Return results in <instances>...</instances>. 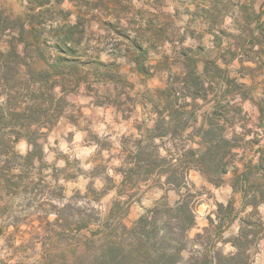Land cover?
Here are the masks:
<instances>
[{
	"label": "rangeland",
	"instance_id": "obj_1",
	"mask_svg": "<svg viewBox=\"0 0 264 264\" xmlns=\"http://www.w3.org/2000/svg\"><path fill=\"white\" fill-rule=\"evenodd\" d=\"M0 10L15 29L2 39V49L15 37L37 73L59 64L49 70L54 85L42 105L50 117L32 127L39 129L41 158L21 163V171L18 162L0 159V168L16 167L22 177L12 188L0 183V264L70 260L73 235L89 237L96 229L92 210L105 217L114 203L126 202L123 223L131 227L157 202L173 204L183 190L166 185L159 173H135L123 185L137 147L159 146L160 157L173 148L184 161L182 148H197L201 129L218 124L235 149L220 185L196 169L187 173L196 210L206 206L196 217L213 222L188 247L189 261L190 251H201L232 219L218 214L216 191L232 189L235 169L241 172L250 160L263 161L264 170V0H0ZM21 25L35 28L38 45L33 37L19 41ZM24 74L23 80L30 78ZM167 88L173 112L184 116L158 137L155 126L170 115L160 99ZM15 103L26 107L25 93ZM29 150L21 139L13 151L24 157ZM261 174L252 180L264 191ZM70 201L94 222L69 236L57 219ZM229 201L234 213L241 210L239 190ZM260 208L264 204L254 214L248 205L240 217L264 223Z\"/></svg>",
	"mask_w": 264,
	"mask_h": 264
},
{
	"label": "trees",
	"instance_id": "obj_2",
	"mask_svg": "<svg viewBox=\"0 0 264 264\" xmlns=\"http://www.w3.org/2000/svg\"><path fill=\"white\" fill-rule=\"evenodd\" d=\"M28 3L33 5L34 0H28ZM13 26L14 21L3 15L0 10V44L3 38L14 34ZM27 26L21 25L19 41L26 36L33 37L35 45H38L37 31L33 26L28 28ZM12 39L15 40V37ZM13 40L6 48L0 47V98H4V104H0V159L5 158L6 162H18V169L21 171L23 169L21 163L32 165L35 159L39 160L42 156L36 139L39 129L32 130V127L40 123L42 118L50 117V111L42 105L45 102V93H51L54 85L49 84L51 77L49 70L55 72L59 64L50 65L47 71L37 73L32 68L35 63L32 61V55L28 54L25 46L22 52L19 51L18 41L13 42ZM24 59H30L31 63L26 64L23 62ZM24 73L30 74V78L23 80ZM168 92V88L160 92V99L164 97L166 100L170 115L166 122L162 121L155 126L154 135L158 137L168 135L173 121L179 123L184 116V112H175L176 114L173 112L172 105L168 101ZM21 93H25L28 98L24 108L17 107L15 103ZM200 135L202 139L197 144V148H182L184 153L181 157L183 156L184 161L175 158L179 153L173 148L166 150L168 156L160 157L159 146L149 143L147 146L137 147L135 159L124 177L123 185L131 182V176L135 173H159L165 177L166 185L177 191L183 190V193L178 195V199L173 204L165 200L157 202L152 208L145 210L131 227L123 223L126 212L122 211V205L126 202L114 203L105 217L92 210L95 214L96 229L91 230L89 237L73 235V241H68L74 245L72 257L70 260L63 259L61 264H181L188 247L195 245L196 240L203 236L198 234L194 240L188 238V231L195 225L196 207L199 203L187 183V173L191 169H196L207 177L208 182L218 186L222 182V175L228 172L227 161L235 149L218 124L207 130L201 129ZM21 139H25L30 146L24 157L18 156L13 151L15 144ZM252 163L253 161L250 160L241 172H238L237 168L234 171L236 178L232 185V195L238 190L241 192V210L234 213L232 201H228L226 206L217 204L218 214L222 210L224 219L229 220L232 217L225 225L231 224L236 219L240 221L238 234L230 240L234 251L224 254L220 248H217L220 234L218 229L224 225L222 223L217 227L209 244H206L201 251L198 249H195L194 253L190 251L189 264H253L256 248L264 232V223L261 221L252 223L240 217L246 206H251V213L255 214V209L260 204H264V191L252 180L255 173L260 170L261 177H264V170L261 169L263 161L255 165ZM15 170L16 167L0 168V183L12 188L19 179H22ZM73 205L71 201L65 204L57 219L58 227L69 236L74 232L89 230L94 222L91 215L81 214ZM217 219L219 220V216ZM211 225H213L212 221H210ZM250 226L258 229L257 232L247 231L246 228ZM205 232L207 230L203 233Z\"/></svg>",
	"mask_w": 264,
	"mask_h": 264
},
{
	"label": "crops",
	"instance_id": "obj_3",
	"mask_svg": "<svg viewBox=\"0 0 264 264\" xmlns=\"http://www.w3.org/2000/svg\"><path fill=\"white\" fill-rule=\"evenodd\" d=\"M232 196V189L227 188L224 191H216V200L218 201V204H222L226 206L228 201L230 200ZM203 206V204H202ZM201 205L197 208V213L202 212V210H206V206H203L202 209ZM260 210H264L261 209ZM209 215V213H206ZM212 218V216L210 215ZM216 223V222H215ZM212 226V225H211ZM210 227V223L208 224L207 220H203L202 218L196 217L195 225L192 229L188 231V238L192 240L196 235L201 234L204 232V230L208 229ZM240 228V221L239 219L234 220L229 225H223L220 229L219 239L217 240V248H220L224 254L230 253L234 251V248L231 245V238L235 237ZM184 263L182 264H189L187 261L188 256L183 255ZM254 262L253 264H264V232L262 235L261 240L259 241V244L257 246V250L254 254Z\"/></svg>",
	"mask_w": 264,
	"mask_h": 264
}]
</instances>
